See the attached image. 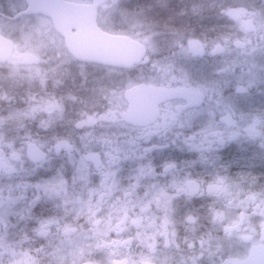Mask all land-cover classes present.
Segmentation results:
<instances>
[{
	"label": "clouds",
	"instance_id": "obj_1",
	"mask_svg": "<svg viewBox=\"0 0 264 264\" xmlns=\"http://www.w3.org/2000/svg\"><path fill=\"white\" fill-rule=\"evenodd\" d=\"M0 264H264V0H0Z\"/></svg>",
	"mask_w": 264,
	"mask_h": 264
}]
</instances>
